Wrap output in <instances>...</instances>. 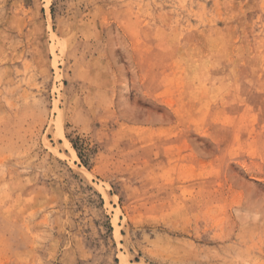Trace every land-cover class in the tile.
<instances>
[{"label":"rangeland","instance_id":"rangeland-1","mask_svg":"<svg viewBox=\"0 0 264 264\" xmlns=\"http://www.w3.org/2000/svg\"><path fill=\"white\" fill-rule=\"evenodd\" d=\"M0 264H264V0H0Z\"/></svg>","mask_w":264,"mask_h":264}]
</instances>
